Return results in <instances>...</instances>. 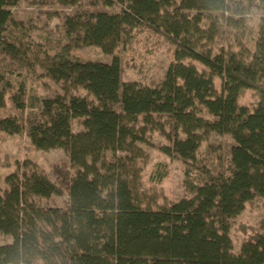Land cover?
<instances>
[{"label":"trees","instance_id":"16d2710c","mask_svg":"<svg viewBox=\"0 0 264 264\" xmlns=\"http://www.w3.org/2000/svg\"><path fill=\"white\" fill-rule=\"evenodd\" d=\"M24 1L0 0V136L26 134L37 150L64 149L69 162L55 171L69 200L65 208L43 205L63 188L28 162L6 176L0 234L11 242H0V264H264V224H240L248 235L240 249L230 234L248 204L262 200L264 208V0H88V8L84 0H37L80 7L65 18L67 35L109 56L83 59L69 43L49 40L44 51L34 44L52 79L87 91L38 106L25 78L32 61L9 9ZM252 10L263 13L254 47L226 46ZM143 32L165 39L172 60L160 82H125L126 49ZM153 130L172 143L164 153L191 166L210 134L233 144L227 158H199L193 195L154 207L136 169Z\"/></svg>","mask_w":264,"mask_h":264},{"label":"rangeland","instance_id":"374dc122","mask_svg":"<svg viewBox=\"0 0 264 264\" xmlns=\"http://www.w3.org/2000/svg\"><path fill=\"white\" fill-rule=\"evenodd\" d=\"M90 6L88 0L82 2V7ZM104 11L115 12L116 7L98 6ZM97 7V8H98ZM15 22V29L19 32L17 37L18 45L26 52L32 61V72L25 75L29 84L30 101L35 99L37 106L41 99L55 97L58 94L85 95L87 91L81 87H74L68 83L57 82L52 79L46 69L45 53L34 49V44L38 48H46V41L64 42L70 44L72 52L83 59H102L109 60V56L101 48L96 46H84L76 43L71 36L67 35L65 18L72 15L80 7L40 4L37 0H26L18 5L9 6ZM262 12L250 11L246 19V27L239 29L234 27L229 33L226 46L238 49L240 44L246 45L251 49L258 33V25ZM228 30V29H227ZM231 30V28H230ZM242 30L243 37L235 34V31ZM29 35L30 42L22 38V35ZM170 44L160 36L147 32L135 35L130 40L125 56L126 67L122 74L125 82L140 81L142 83L160 82L172 60L171 53L168 51ZM15 81H17L15 79ZM221 80L216 78V86L220 88ZM38 98V99H37ZM252 101V90H248L243 97V103L249 105ZM29 110L32 109L31 105ZM75 131L82 130L78 121H73ZM150 144H141V157L136 160L142 179V186L148 194L149 202L154 207L167 204L171 201H178L184 197L193 195L196 186L201 183V175L198 167H202L199 158L202 155L211 157L212 155H222L227 158L233 141L228 135L216 133L210 134L202 147L199 149L198 159L192 162V166L183 162L181 159H173L163 151V147L171 146L172 143L167 137L153 130L149 134ZM32 164L37 170L44 173L52 181L60 184L56 166L62 162H69V155L64 149L37 150L26 134H11L0 136V187L6 186L5 178L10 173L21 172L20 168L25 163ZM165 177L157 181L156 172L160 166H164ZM189 168V175L186 171ZM74 171V170H73ZM61 195H53L50 198L41 199L43 205L65 208L69 200L68 190L62 186ZM246 224L249 228L259 230L264 224V208L262 200H255L248 204L246 208L232 219L233 227L230 231L235 240L236 249H240L241 244L247 239L248 235L241 229L240 224ZM10 241L0 234V242ZM11 242V241H10Z\"/></svg>","mask_w":264,"mask_h":264}]
</instances>
